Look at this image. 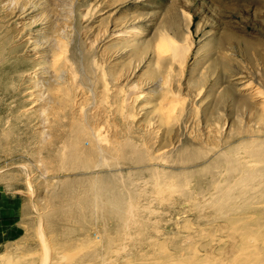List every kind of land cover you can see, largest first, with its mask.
Returning a JSON list of instances; mask_svg holds the SVG:
<instances>
[{
	"label": "rangeland",
	"instance_id": "rangeland-1",
	"mask_svg": "<svg viewBox=\"0 0 264 264\" xmlns=\"http://www.w3.org/2000/svg\"><path fill=\"white\" fill-rule=\"evenodd\" d=\"M164 37L183 53L160 49ZM88 130L122 144L101 170L68 158L80 147L91 157ZM253 138L264 139V0H0V264H68L105 252L107 234L121 237L112 257L136 256L157 230L176 260L190 242L197 257H217L203 201L221 152L241 158ZM128 141L164 159L142 162ZM101 175L138 193L144 227L118 231L93 208L61 212ZM161 179L192 199L157 190Z\"/></svg>",
	"mask_w": 264,
	"mask_h": 264
},
{
	"label": "bare ground",
	"instance_id": "bare-ground-1",
	"mask_svg": "<svg viewBox=\"0 0 264 264\" xmlns=\"http://www.w3.org/2000/svg\"><path fill=\"white\" fill-rule=\"evenodd\" d=\"M164 47L168 48L169 50H172L173 51L172 53H174L173 56L175 55V57L176 55H181L183 53L181 44L180 45L176 44V42L169 37H164L161 43L159 44L160 49H163ZM177 101H176V105H177ZM85 135H86V139L89 141L90 147H88L89 148L88 150H90L91 157L90 155H88V157L86 156V158L84 159L82 157L83 155L82 152L79 150L81 147L79 149H74L73 151H70V155L68 157L73 166L78 165V169L80 166V168L83 169V171L85 169L87 171L92 170V169L98 170L100 169L101 166H107L106 162L108 161L107 160L108 156L114 153L117 154L119 150L121 149L122 144L120 145L118 143H115L114 141L112 142V140L110 141L107 138V136L104 135L101 131H98V132L89 131V132H85ZM85 135L83 136V138L85 137ZM126 145L131 150V153L135 154L136 157L139 158L142 162L149 163V162H153L157 160L161 161L164 159V157L153 156L152 154L149 155V157H146L145 151H143L142 149H139L138 146L132 142L128 141L125 144V146ZM74 147L77 148L79 146L76 145ZM240 147L243 148L245 150L244 153H246L245 156L243 155V157L241 158L232 159L229 156V152H226V151L221 152L220 158L223 162L226 163L225 168L220 172L219 174L220 177L217 179H214V184L211 183L213 184V192L210 193V195L207 198H205L206 199L205 201H203L204 205L205 206L207 205V208L212 209L211 219L209 223H211L212 226H214V231H215L214 235L216 237L212 238L213 239L212 247L216 250L217 257L211 256L209 258L208 255L207 257H204V258L197 257L198 256L197 250L196 248L194 250L193 246H191L192 243L190 242L187 246H183L182 244L176 245V247H178L176 251H178L179 257H181V258H178L176 255V258L179 259V260L178 259L176 260L172 258V255H174L173 253L172 254L165 253L166 242L160 240L162 238H166L165 232L162 230H157L156 234H152L149 236V245H148L150 247L149 250L144 251V252L141 251L137 255L135 254L136 256L131 255V257H122V259H120L119 257H112L111 253H114V251H116L114 249V243L116 241V237L117 236L118 238L120 237L119 236L120 232H118L119 230L121 231V229H128V228L130 229L131 227H134V229L135 227H138L137 229H139V227H144L145 219H143L144 216L142 217V214H141L143 211V205L137 200L138 193L137 194L134 192L126 193L118 185L119 183L117 181H113L114 179L110 180L108 177H104V176L102 177V175L95 179H93V177H91L92 179L90 178L88 179V177L90 176L89 175L85 181L86 183L84 187L85 190H82L81 194H79L75 198L76 201H73L72 203L68 204V208H64L65 206H61L60 207L62 209L61 212L63 213L73 212L74 214L81 212V211H78L79 208L77 209L76 207L86 208V209L88 208L97 209L102 213L101 215H103V217L101 218H103L104 223H108V221L111 220V222L113 221L114 223L118 225L119 229L117 233L119 235L117 236L115 235L111 236L108 234L105 235L104 237L105 247H102L103 249L106 248L105 252L103 251L99 253L100 251L99 250L97 253V251L93 250L90 253L87 252L89 254L88 257H80L81 258L80 260H77V258L75 260V257H69L68 260L70 262H68V264H264V139L253 138L251 140H246L240 143ZM123 150H126V147ZM120 156H121V153L119 154V157ZM122 156L124 157V154ZM119 157H116V158H119ZM125 164H127V162ZM156 164H159V163H156ZM164 168L165 166H162V168H160L159 166L155 167L153 168L155 170V172L153 173L156 175V177L160 176L161 175L160 170H162V172L164 173V170H166ZM102 171H104L103 168H102ZM111 173L109 175H111ZM153 173L151 174V176L153 175ZM86 174H90V173H86ZM169 174L171 177H168V175L167 177L170 179L172 178V180L175 177H181V173H178V172H170ZM164 177H166V175H164ZM163 182L159 184V186L157 187L158 189L156 188L157 190L159 191L168 190V192H170V190L172 189L173 191H175L174 188L179 186L177 189H180V191L183 192L184 197L188 200L192 199L193 195H191L190 193L191 190L189 191L185 187V184L180 186L178 183L172 184L173 182L169 183V181L164 182V183ZM205 194L206 193H204V195ZM195 201L196 202L194 203V205L197 206L199 202H197V200ZM200 204L201 203H199V206ZM65 205H67V201ZM182 212L184 213V211ZM79 214L81 215V213ZM75 217L77 218V216ZM86 219L87 218L80 217V221H77V222L83 223L86 221ZM69 220L70 218L68 219V222ZM179 224L180 226H182L181 223ZM185 224L183 225V228ZM187 237L191 238L192 235L189 234L187 235ZM98 244L100 245V243ZM117 245H120V244L118 243ZM140 250H141V247H140ZM7 258H8V261L11 260L10 264H25L22 262L18 263L20 261L19 259L14 260L13 258H9V257ZM61 260L62 259H58V257H54V258L47 257L46 263L47 264H62Z\"/></svg>",
	"mask_w": 264,
	"mask_h": 264
}]
</instances>
